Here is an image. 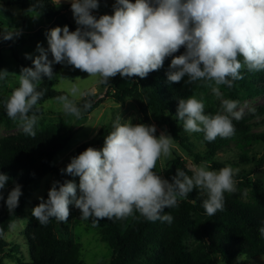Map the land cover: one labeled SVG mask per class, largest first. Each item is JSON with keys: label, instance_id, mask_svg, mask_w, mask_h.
Returning <instances> with one entry per match:
<instances>
[{"label": "clouds", "instance_id": "9594fccd", "mask_svg": "<svg viewBox=\"0 0 264 264\" xmlns=\"http://www.w3.org/2000/svg\"><path fill=\"white\" fill-rule=\"evenodd\" d=\"M98 7V0H71L78 25L75 31L68 26L50 29L46 33L48 48L37 44L34 68L22 67L18 76L0 70V81L10 75L18 79L19 86L0 99V104L26 135L36 136L34 127L40 119L36 106L44 95L39 85L43 77H56L54 64L71 65L100 83H108L117 74L146 78L159 70L167 57H173L166 74L170 83H180L185 77L188 84L203 81L217 96V86L231 87L243 78L242 69L264 71V0H116L112 15L97 18L92 10ZM19 34L12 29L0 35L7 40ZM181 47L184 53L174 56ZM26 58L32 57L26 54ZM78 92L73 84L69 94L76 96ZM56 100L66 115L77 119L91 108L90 101L82 109L77 107L69 95ZM222 108L230 115L205 114L202 100L180 99L177 119L183 121L185 131L202 132L208 142L229 138L235 134L232 120H241L243 112L235 110L237 102L232 100H223ZM156 131L155 125L133 124L116 117L102 149L88 147L61 170L79 177V184L54 181L47 200L40 197L33 208V217L40 224L52 218L67 222L69 205L73 204L85 220L122 219L135 211L146 220L171 224L173 216L165 209L177 206L194 188L207 193L203 201L207 215L223 210L224 194L236 191L234 177L239 169L226 166L209 170V163L203 161L192 177L177 169L170 183L153 169L162 156L171 158L173 138L164 133L157 137ZM9 179L0 173V200ZM21 195L19 184L8 193L9 212L18 206ZM259 231L264 237V227Z\"/></svg>", "mask_w": 264, "mask_h": 264}, {"label": "trees", "instance_id": "16d2710c", "mask_svg": "<svg viewBox=\"0 0 264 264\" xmlns=\"http://www.w3.org/2000/svg\"><path fill=\"white\" fill-rule=\"evenodd\" d=\"M0 4L17 6L26 14L35 12L55 20L60 25L65 23L75 31L66 16L71 6L61 7L54 0H0ZM6 31L11 29L0 28V34ZM0 38V59L4 46L17 47L24 44L22 33L13 36L12 39L6 40L2 35ZM47 48L48 45L45 49ZM184 51L185 49L181 47L174 56L181 55ZM17 58L23 67L34 68L33 60ZM172 58L167 57L163 66L149 73L146 78L112 77L104 84L107 90L105 98H111L122 105L127 99L133 100L146 120L166 124L178 145L196 163L212 160L231 143H235L243 150L256 144L264 145V130L255 132L253 129L254 126L264 125V119L257 125L235 120L232 122L235 127V134L232 137H217L214 141L208 142L201 132L199 139L204 150L194 151L197 143L192 142L187 135H181L184 129L181 121L177 119L178 100L194 97L210 87L203 81L185 83L187 77L180 83H170L166 74ZM49 59H52L51 54ZM239 59L243 60L242 57ZM59 67L60 64L53 65L55 74ZM241 74L243 78L234 81L231 87L220 85L226 100L236 101L237 105L244 97L264 95V71H249L244 68ZM38 90H44V95L36 106L39 108L38 116L44 113L43 104L46 101L67 95L56 93L52 80H48L47 77L42 78ZM103 100L101 98L97 102H91V108L83 112L82 117L89 114ZM11 123L12 120L1 106L0 124ZM110 131L111 127L102 131L100 138L95 142L81 145L75 151L74 157L88 147L104 144L105 136ZM35 132V138L25 133L0 138V173L10 177L2 190L4 199L0 200V256L13 257L14 249H10L11 244L5 239V234L24 209V202L20 196L18 206L13 212H9L6 205L8 193L17 184L21 186L22 193L26 192L50 173L56 174L61 183L67 176L61 173L66 166L58 168L53 162L72 139L73 130L52 125ZM179 154L175 152V158L171 162L172 177L176 175L177 169L184 171L188 176L193 175L194 171L190 168L191 160L184 159ZM246 154L247 152L243 157L248 159ZM261 161L264 162V156ZM226 166L224 163L211 161L209 170L219 171ZM153 171L160 175L158 161ZM252 172L245 171L235 175L236 191L224 194V208L213 216L207 215L203 208L207 193L194 188L187 198L179 200L177 206L165 209L166 213L173 216L171 224L160 220H146L135 211L122 219L113 217L97 222L95 218H89L90 224L99 230L101 241L108 244L113 252L109 262L98 264H217L218 260L226 264H233L239 260L237 264H250L253 259L264 256V237L259 231L264 227V181L252 179ZM245 197L248 200H244ZM65 232L69 233V226L64 222L52 218L47 224H40L31 215L24 231L30 259L26 262L21 258L18 262L87 264L81 259V246L72 239L63 238Z\"/></svg>", "mask_w": 264, "mask_h": 264}, {"label": "rangeland", "instance_id": "374dc122", "mask_svg": "<svg viewBox=\"0 0 264 264\" xmlns=\"http://www.w3.org/2000/svg\"><path fill=\"white\" fill-rule=\"evenodd\" d=\"M54 1L56 3H61L59 4L61 7L71 6V0ZM98 2V9L92 10L94 16L99 18L101 15L113 14V5L116 3V0H98ZM133 3H135V1ZM27 14L17 6H5L0 4V28L5 30L14 29L24 35V44L17 47H11L9 45L4 46L0 59V70H6L8 73H14L17 76L20 74V70L23 67L17 57L33 60L39 55L36 51L37 44L45 48L48 45L46 33L50 29L60 25L55 20L35 12H29ZM66 16L76 30L78 25L75 22L71 7L67 10ZM64 26L68 25L63 23L59 27L63 28ZM68 28L70 31H73L69 26ZM26 54L30 55L32 58H26ZM116 76L120 75L117 74ZM110 79L111 78H109V80ZM52 83L56 93H66L69 95V99L73 100L76 106L81 109L86 101L97 102L101 98L104 99L103 102L97 105L89 114L84 117L81 116L79 119L74 116L66 115L63 112L62 105L56 98L50 99L43 104L44 113L39 116L40 119L34 127V131L52 125H59L73 130L72 139L64 150L54 159L53 163L58 168L67 166L74 157L75 151L81 145L95 142L100 138V133L109 127H111L112 130L113 121L118 116H121L122 121L131 120L133 124L142 123L145 125H155L157 129L155 135L157 137H159L161 133H164L173 138L166 124H159L152 120H146L133 100L127 99L125 104L122 105L111 98H105L107 91L104 88L105 83L98 82V78L89 77L88 73L75 69L71 65L60 64L56 77L52 79ZM73 84L79 89L76 96H71L69 94V90ZM18 86V79L14 75H10L6 81H0V99L10 95L12 90ZM217 87L220 92L219 96L212 91V88H209L205 92H199L194 97L203 101L205 105V114L215 115L220 113L230 115L222 108V102L226 100V95L220 85ZM80 93H85L86 95L82 96ZM1 106L3 107L2 104H0V107ZM235 110L243 112V118L241 120L247 121V123H253L254 125L261 123L264 119V95L253 98L244 97ZM233 121H235V119H233L232 122ZM181 123L183 124V121H181ZM253 129L255 132L262 131L264 130V125L254 126ZM19 134H24V131L17 122L12 121L11 124H0V138ZM200 134L201 132H188L183 130L181 135H187L192 142L197 143L194 151L199 152L204 150L201 140L199 139ZM103 145L104 144L96 145L94 148L100 150ZM175 152L180 153L179 155L184 159L191 160L190 168L193 171L200 165V163L194 162L193 158H189L183 148H181L173 138L171 158H164L162 156L158 160L160 176L168 181L171 179L173 173L171 162L175 158ZM245 152H247L246 155L248 159L243 157ZM263 156V144H256L243 150L235 143H231L229 147L220 151L212 160L207 162L210 165L211 161H217L227 166L238 168L239 172L237 174L245 171L251 173L253 171L251 174L252 179L264 181V162L262 163L261 161ZM65 180H71L77 185L79 184V177L67 175L64 181ZM54 181H59V177L56 174H47L28 191L22 193L21 198L24 202L23 212L16 219L12 228L5 234V239L11 244L10 249H14L12 253L13 257L0 256V264H20L18 259L21 258L26 262L29 261L30 255L24 231L32 215L33 208L40 202V197L47 200L48 191ZM77 194L79 195L78 188ZM244 200L248 199L245 197ZM69 212L68 220L64 222L66 226H69V233L65 232V235H62L63 238L72 239L81 246V259L87 264L109 262L113 252L108 244L101 241L99 230L90 224L89 219H82L80 210L73 204L69 205ZM239 261H235L233 264H237ZM217 264L226 263L218 260ZM250 264H264V256L253 259Z\"/></svg>", "mask_w": 264, "mask_h": 264}, {"label": "crops", "instance_id": "0c3cea01", "mask_svg": "<svg viewBox=\"0 0 264 264\" xmlns=\"http://www.w3.org/2000/svg\"><path fill=\"white\" fill-rule=\"evenodd\" d=\"M58 4H61V3H58ZM26 14V13H25ZM28 15V14H27Z\"/></svg>", "mask_w": 264, "mask_h": 264}]
</instances>
